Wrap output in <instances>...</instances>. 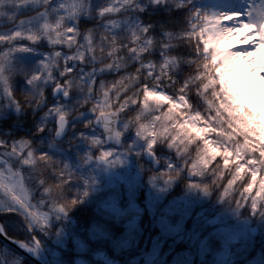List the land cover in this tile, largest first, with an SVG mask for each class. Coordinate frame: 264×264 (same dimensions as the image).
Wrapping results in <instances>:
<instances>
[{"label": "snow or ice", "instance_id": "6c2138e0", "mask_svg": "<svg viewBox=\"0 0 264 264\" xmlns=\"http://www.w3.org/2000/svg\"><path fill=\"white\" fill-rule=\"evenodd\" d=\"M0 102L34 120L0 137V216L29 231L75 203L62 199L73 172L48 151L72 129L69 144L95 149L82 163L112 162L106 142L126 150L128 131L153 162L169 154L150 179L185 172L264 215V0H0Z\"/></svg>", "mask_w": 264, "mask_h": 264}, {"label": "trees", "instance_id": "16d2710c", "mask_svg": "<svg viewBox=\"0 0 264 264\" xmlns=\"http://www.w3.org/2000/svg\"><path fill=\"white\" fill-rule=\"evenodd\" d=\"M161 12L162 9L146 10L144 18L153 19ZM159 23L160 21L156 20V24ZM19 86L20 83L17 82V91L20 90ZM87 118L81 115L73 124L78 125ZM33 124L34 120L29 118L28 111H21L18 117L14 116L12 118V116H9L8 119L0 120V132L9 131V138L17 135L28 136L32 131ZM75 131V129L66 131V141L72 140L75 136ZM79 142L85 143L83 139H76L74 143L70 144L76 149L74 152L77 156L81 155L79 152L81 153L80 150L82 149L81 146H78ZM128 142L129 138L126 136L122 145H126ZM84 145L82 144V146ZM76 146L79 147L78 152ZM50 155L55 158L52 154ZM168 155L165 151H159L160 170L163 167L162 161L167 159ZM138 164L143 167L147 166L146 172L142 174L145 179L160 171H152L150 165L144 163L141 155L138 157ZM71 171L74 174V179L65 187L62 199L74 198L75 203L67 207L62 212V216L58 217V220H52L48 227L40 230L41 228L38 229L32 225L31 231H29L26 223L10 215L0 216L1 229L8 238L18 243L31 242L32 244V237L36 238L37 243L34 246L45 264H75L73 260L76 256L81 257L87 264H175L179 258H183V255L192 256L191 260L186 264H218L210 253H205L202 257L197 254L198 240L205 238L209 244H215L208 227H204L205 223L202 220L197 221L192 215L183 224L185 229H189L188 233L190 235L192 231L190 227L194 224L196 228L194 233L198 230L203 231L206 232V237L198 236L196 241H193L191 236L186 238L183 236L179 240H176L175 237H163L161 236L160 228L156 226L157 214H150L147 208L143 207L141 211L132 213L136 219L131 221L132 218L129 219L130 217L123 214L111 213L102 208L99 203L103 199L104 194H107L108 188L103 187L93 195L90 188H88L90 187V181L86 175L87 173L83 169L72 168ZM175 179L177 181L176 185L170 191L168 198L170 196L172 198L181 197L187 192L190 180L186 178V173L180 172ZM204 179L206 181L207 177ZM242 186L240 184V187ZM81 193L84 194L81 195ZM102 194V198L96 199L97 202L89 199L92 195L97 198ZM238 194L237 192L236 195ZM205 196L207 197V205H213L218 201L227 202L231 205L228 201L217 199L214 190L205 194ZM233 203H235V196L233 197ZM244 211V216L249 218L248 211ZM128 220L131 221V224L128 223ZM59 230L65 235L61 239L63 248L59 249L60 257H53L43 251L48 246H53L52 240ZM262 238L257 237L251 249H241L239 245H233L232 253H234V257L232 264H257V261H261L264 264V236ZM73 239L78 240V242H74ZM154 249L157 254L153 259H150L149 255ZM0 260L4 264H32L1 242Z\"/></svg>", "mask_w": 264, "mask_h": 264}, {"label": "rangeland", "instance_id": "374dc122", "mask_svg": "<svg viewBox=\"0 0 264 264\" xmlns=\"http://www.w3.org/2000/svg\"><path fill=\"white\" fill-rule=\"evenodd\" d=\"M25 56L27 54H24ZM20 88V86H19ZM20 112H16L11 108H5L0 102V120L8 119L9 116L18 117ZM89 113L84 112L83 117L87 118ZM74 118L70 123H75L77 119ZM95 129L89 130L88 134H94ZM0 137L9 138L10 132H0ZM66 135V133H65ZM123 138L128 136L129 142L131 141L132 147L126 150L120 148L114 152L109 160L112 161L107 163L108 167L112 171L119 172L123 178V183H118L116 179L106 181L103 176V169L96 165L95 159L88 160L86 163H82L80 158L85 151L90 154H95V149L90 148L86 143H78L82 149L79 152V156L74 152L76 149L73 145H70L64 136V139L59 143H56V147L49 149V153L55 156L56 159L69 165L70 171L72 168L81 170L83 169L89 177L90 190L93 195L98 192L101 188L107 187V194L99 195L95 198L93 195L89 197L90 200H96L98 198L103 199L99 201L102 208L108 210L114 214H123L124 216L132 218L131 221L136 218L132 215L135 211H141V209L147 208L150 214H157L156 226L160 228L161 236L175 237L176 240L181 239L183 236H191L193 241H196L197 237H206V232L196 231L194 224L190 227L191 235L188 230L185 229L183 223L190 218L192 215L194 219L199 221L202 220L204 227H208L210 235L213 237L215 244H209L206 239L198 240L197 254L202 257L205 253H210L218 264H232L234 253H232V246L239 245L241 249H251L257 237L263 239L264 236V215L259 213L249 212V218L244 216L246 209H235L227 202L218 201L215 204L207 205L205 194L201 193L198 188H190L187 186V192L181 197H167L170 195V191L176 185V179L165 183L163 180L150 179L153 175L146 177L143 176L146 172V167L138 164V157L142 153V142L137 140L131 135L130 132L125 131ZM128 142V143H129ZM82 144H85L82 146ZM127 145V144H126ZM77 147V152L79 147ZM106 149L111 147H105ZM94 153V154H93ZM77 156V157H76ZM86 175H84L86 177ZM192 179V178H191ZM190 179V180H191ZM97 202V200H96ZM62 213H53L49 211L46 223L42 227H48L52 220H58ZM153 216V215H151ZM128 220V223L131 224ZM135 222V221H134ZM256 222L255 224H253ZM256 227L255 236L251 235V229ZM1 229V226H0ZM183 234V235H182ZM65 235L59 230L55 235L53 246H48L43 252L48 253L53 257H60V248H63L62 241ZM74 242L78 240L73 239ZM27 245L31 249L37 252L34 244L31 242H19ZM38 254V253H37ZM157 251L154 249L149 255L150 259L156 256ZM192 256H185L179 258L175 264H186L191 260ZM42 260V259H41ZM75 264H87L82 260L81 257L76 256L74 258ZM257 264L263 262L257 261ZM3 262L0 260V264ZM4 264V263H3ZM45 264V263H44Z\"/></svg>", "mask_w": 264, "mask_h": 264}, {"label": "water", "instance_id": "95a60500", "mask_svg": "<svg viewBox=\"0 0 264 264\" xmlns=\"http://www.w3.org/2000/svg\"><path fill=\"white\" fill-rule=\"evenodd\" d=\"M66 133V132H65ZM65 133L63 135V137H61L59 140L56 141V143H59L60 141H62L64 139ZM124 138L123 136H121L120 138V145L123 144ZM105 147H111V148H116V150L120 149L121 147L118 146L116 144L115 141H107L105 144ZM142 156V159L144 161L145 164L150 165L152 171H158L160 170V162H153L152 158L147 155L146 153H144L142 151V153H140ZM95 163L97 166L101 167L103 169V176L104 179L106 181L109 180H113L116 179L118 181V183H123L124 182V178L122 176H120L121 174L119 172L116 171H112L109 169L107 163H104L103 161H98L95 160ZM186 178L188 180H190L191 178L186 174ZM256 227L254 226L251 229V235L255 236L256 233ZM0 242L2 244H4L5 246L9 247L10 249L14 250L16 253L20 254L22 257L26 258L28 261H30V263L32 264H44V262H42L41 258L39 257V255L37 254L36 251H34L33 249H31L30 247H28L27 245L18 243L17 241L8 238L2 231V229H0Z\"/></svg>", "mask_w": 264, "mask_h": 264}]
</instances>
